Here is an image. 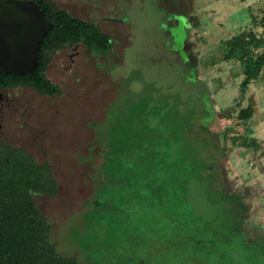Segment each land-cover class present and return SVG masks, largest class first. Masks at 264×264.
<instances>
[{"label": "rangeland", "instance_id": "obj_1", "mask_svg": "<svg viewBox=\"0 0 264 264\" xmlns=\"http://www.w3.org/2000/svg\"><path fill=\"white\" fill-rule=\"evenodd\" d=\"M56 1L79 18L97 20L112 38L111 47L95 52L79 43L54 53L46 75L60 87L59 94L39 98L21 91L22 97L32 99L34 111L21 119L27 124L9 125L0 138L24 146L36 162L50 164L57 193L32 197L52 224L51 238L58 250L78 258L86 249L97 258L109 251L98 245L97 230L83 228L96 184L104 181L105 138L118 140L122 126L134 121L136 113L143 119V102L150 100L159 105L157 109L175 111L187 124L194 122L191 136L198 144L206 143L208 150L213 148L216 158L205 157L211 168L220 170L219 186L237 204L247 206L244 220L249 232L264 235V68L242 93V63L221 60L219 48L223 40L242 31L264 36V0H103L101 5L100 0ZM102 15L111 18L98 19ZM263 50L264 45L254 49ZM237 104L252 108L246 121L237 118ZM251 140L254 144L241 145ZM205 199L211 211L216 198L209 193ZM229 223L225 220V228ZM98 233L102 237L103 231ZM162 233L143 237L131 230L125 237L127 251L116 250L120 264L223 260L183 255L179 242ZM236 235L230 243L236 247L225 260L264 264L262 242L244 249V236ZM91 240L94 243H88ZM137 256L140 262H135ZM113 260L109 258V264H115Z\"/></svg>", "mask_w": 264, "mask_h": 264}, {"label": "trees", "instance_id": "obj_2", "mask_svg": "<svg viewBox=\"0 0 264 264\" xmlns=\"http://www.w3.org/2000/svg\"><path fill=\"white\" fill-rule=\"evenodd\" d=\"M35 1L52 21V26L41 39L37 65L32 73L10 75L19 84L55 95L60 87L46 75L54 53L79 41L105 51L111 42L95 23L71 15L51 0ZM262 23L264 26V20ZM262 45L264 36L252 31L235 33L219 45L221 60L242 63V93L264 68V50L254 51ZM237 105L239 120L246 121L252 116L251 107ZM158 107L151 100L143 102V119L136 113L132 117L134 121L122 126L118 140L105 138L101 166L104 181L96 184L92 207L84 216L83 226L97 230V235L94 234L98 245L109 247V251L98 258L83 248L79 258L75 254H64L51 238L52 224L29 192L51 196L57 193L58 183L50 172L51 166L46 161L44 164L35 162L22 149L0 147V163L7 157L17 162L14 167L0 172V264H109L111 257L115 264H120L116 250L127 251L125 237L131 230L154 238L163 231L167 239L174 243L176 240L185 249L181 251L179 247L183 255L216 256V259L222 256L219 264L237 263L225 260L236 247L230 244L237 238L236 234L244 236V249L250 248L252 242L256 246L257 241L264 247V235L247 229L244 220L247 206L237 204L233 196L219 186L220 170L217 166L211 168L206 159L207 154L215 157L213 148L208 150L206 143L198 144L191 136L194 122L187 124L175 111ZM142 120L143 126H139ZM250 143L254 144V140L243 141L241 145ZM209 193L217 202L211 211L207 207L209 200L205 199ZM203 207L208 208L207 212ZM225 220L231 222L226 228ZM98 230L103 231L102 237ZM89 242L94 243V240ZM107 253H111L109 257ZM136 258L135 262H140V258ZM239 264L252 263L239 261Z\"/></svg>", "mask_w": 264, "mask_h": 264}, {"label": "water", "instance_id": "obj_3", "mask_svg": "<svg viewBox=\"0 0 264 264\" xmlns=\"http://www.w3.org/2000/svg\"><path fill=\"white\" fill-rule=\"evenodd\" d=\"M51 26L35 0H0V73H32Z\"/></svg>", "mask_w": 264, "mask_h": 264}, {"label": "flooded vegetation", "instance_id": "obj_4", "mask_svg": "<svg viewBox=\"0 0 264 264\" xmlns=\"http://www.w3.org/2000/svg\"><path fill=\"white\" fill-rule=\"evenodd\" d=\"M51 1L58 7L56 0H51ZM64 1L66 3H68L67 0H64ZM102 1L103 0H100V5L104 4ZM61 9H63V8H61ZM63 10H65L68 13H70L71 15H73L68 9H63ZM73 16H75V15H73ZM75 17H77V16H75ZM110 18H111V15H102L98 19L110 20ZM80 19H82V18H80ZM83 20H86V19H83ZM86 21H89V20H86ZM89 22L95 23L97 25V27L99 28V26L97 24V20L89 21ZM99 29L101 32L108 35L110 42L112 44V38L109 36V34L105 31L101 30V28H99ZM79 43L85 44L81 41L76 42L74 44H79ZM74 44H72V45H74ZM72 45H70V46H72ZM110 47H111V45H110ZM87 48L90 50H93L95 52L96 51H103V50H100L96 47L92 48V47L87 46ZM108 49H106V50H108ZM10 74H13V73H0V136L1 135L6 136L5 134L7 132L6 130H7L8 126L12 125L13 123H15L17 127H20V126L27 124L28 123L27 120H25V119L21 120V119L25 115L29 116V114L34 111L33 102H31L32 99H30V97H27V98L22 97L21 91L27 90L28 92L32 93L35 96H38L39 98L53 96V95L43 94V93L39 92L35 87L23 85V84H19V83L15 82L13 80V77H11ZM5 80H6V83H4ZM55 95H57V94H55ZM24 110H27V111H24ZM17 116H22V117L20 119L15 118ZM30 119H31V117L29 118V120ZM6 146H10L13 148H19V149L24 150L25 153L29 156V158H32L36 162V159L34 158V156L31 153H29L25 149L24 146L14 144L12 141H10V139H8V141L4 142L0 138V147H6ZM45 161L46 160H42L41 162H39V164H44ZM16 163H17L16 161L10 160L8 157L5 158L4 162L0 163V172L3 171L4 169L14 167L16 165ZM50 172L52 173V168H50ZM52 175H53V173H52ZM53 177H54V175H53ZM58 188H59V185H58ZM58 188H57V190H58ZM29 192L31 193V195L32 194H36L39 196L40 195H48L46 193H40V192H36L33 190H29Z\"/></svg>", "mask_w": 264, "mask_h": 264}]
</instances>
